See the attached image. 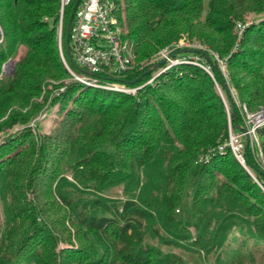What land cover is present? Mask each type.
Returning <instances> with one entry per match:
<instances>
[{
  "label": "trees",
  "instance_id": "obj_1",
  "mask_svg": "<svg viewBox=\"0 0 264 264\" xmlns=\"http://www.w3.org/2000/svg\"><path fill=\"white\" fill-rule=\"evenodd\" d=\"M74 1L59 48V0H0V73L13 61L0 77V264H187L162 245L236 264L219 251L233 230L264 245L254 180L264 172L249 146L247 169L217 150L229 123L240 132L236 100L264 107V0H115L136 46L120 82L143 84L162 66L149 70L154 54L179 39L200 45L181 53L208 66L173 65L134 95L71 79L59 49L75 69L65 48ZM257 134L264 157V125ZM191 177L192 226L175 212ZM118 184L124 199L104 194Z\"/></svg>",
  "mask_w": 264,
  "mask_h": 264
},
{
  "label": "built area",
  "instance_id": "obj_2",
  "mask_svg": "<svg viewBox=\"0 0 264 264\" xmlns=\"http://www.w3.org/2000/svg\"><path fill=\"white\" fill-rule=\"evenodd\" d=\"M71 0H59L57 40L60 46V35L63 25V14L65 7ZM117 4L115 0H79L74 9L70 23L68 44L69 51L76 67L73 69L63 58L64 67L72 78L86 86L114 90L126 94L134 95L136 91L145 84H153L156 77L173 65L181 63H193L203 67L208 71V66H204L197 56H188L181 53L185 47L202 48L200 45L186 43L182 39L173 42L159 49L153 56L152 61L157 62L164 59L160 69L139 86H129L119 81L127 75L135 64L136 46L135 42L126 37L116 16ZM47 20V18H44ZM241 32V29L239 30ZM3 32L0 26V43ZM176 52H180L176 54ZM61 53V51H60ZM176 54V55H175ZM220 63L222 72H225L224 64L214 55ZM195 57L197 58L195 60ZM198 60V61H197ZM11 60H7L1 69L5 71V65L9 66ZM141 64L143 62H140ZM141 66V65H140ZM154 65L150 69H156ZM78 70V71H77ZM0 73V74H1ZM243 116V127L238 134L228 133L227 140L217 147L221 153L225 152V147L232 152L235 158L245 166L243 146L240 140L243 136L248 138V145L256 149L259 162L264 166V158L259 148L257 140V129L264 125V107L253 112H248L244 104L236 102ZM206 158V157H205ZM244 163V164H243Z\"/></svg>",
  "mask_w": 264,
  "mask_h": 264
},
{
  "label": "rangeland",
  "instance_id": "obj_3",
  "mask_svg": "<svg viewBox=\"0 0 264 264\" xmlns=\"http://www.w3.org/2000/svg\"><path fill=\"white\" fill-rule=\"evenodd\" d=\"M184 42H186V41H184ZM186 43H188V42H186ZM59 48H60V46H59ZM60 51H61V49H59V54H62V52L60 53ZM62 56H63V54H62ZM63 58H64V56H63ZM60 59L62 61V57L61 56H60ZM196 59L197 58L195 57V60ZM8 60H11V59H8ZM62 63H63V61H62ZM3 64H2V66H3ZM5 68H6L5 71L0 74V77H3L4 75L11 73V71L13 70V61L11 62V64L9 66L5 65ZM1 69H2V67H1ZM224 75H225V72H224ZM70 77L72 79L71 75H70ZM231 91H232V94H233V96L235 98L236 95H235L234 90L231 89ZM236 102L241 104V105L243 104V103L239 102L238 100H236ZM245 107L248 110V112L255 111V110H249L246 105H245ZM258 109H256V110H258ZM239 112H240V110H239ZM240 115H241V119H242V125H240V129L242 130L244 122H243V116H242L241 112H240ZM229 132H232L233 134H238L239 130H234L233 131L231 129V126H230V123H229V125H228V133ZM246 139L249 140L248 138H245L243 136L240 137V140L242 142H245ZM257 140H258L259 148H260L259 136H257ZM249 148L251 149V152L253 154L254 160H255V162L258 165V168L264 172V166L258 160L256 149L255 148H251L250 146H249ZM243 150H244V148H243ZM260 150H261V148H260ZM231 154H232V152H231ZM262 156H263V154H262ZM235 159L237 160V158H235ZM243 159H244V162H245V158L244 157H243ZM204 160H205V157H200V160L198 161V163L199 162L201 163ZM238 162L242 165V163L240 161H238ZM242 166L247 169L246 165L245 166L242 165ZM254 180L257 183V185L260 186V188L264 191V184H262L261 182H259L255 178H254ZM191 186H193V188H191ZM195 187H196V181H195L194 178L191 177L190 182H189L188 187H187V190H186L185 195H184V199H183L182 205L179 208L175 209V212L178 214V216L181 217L183 219V221H185L188 224H190V226H192V221L194 220V215H193V213L191 212V210L189 208L190 207V199H191V196L193 195ZM104 194L106 196H108V197L124 199V195L122 193V185L121 184L113 185V186L109 187L108 189H106L104 191ZM3 228H4V217H3L2 205H1V201H0V235H1V232H2ZM190 228L193 229L192 227H190ZM149 240L151 242H153L154 244H158L156 239H149ZM160 247L163 250H165V251H173V252L178 253L186 261L187 264H213V262H214V254H210L208 257H205L204 256V252L201 249L200 250L197 249L196 251H194V250L191 251V250H185V249H181V248L167 247V246H164V245H162ZM219 251H220L221 256H222V258L224 260H229V259H232L234 257H235V259L239 260L236 264H264V245H263V243L259 242V243H257L255 245L254 241L251 238L244 237V236L240 235V233H238L236 230H233L229 234L225 245ZM248 252L252 253V258L251 259L249 257H247V253Z\"/></svg>",
  "mask_w": 264,
  "mask_h": 264
},
{
  "label": "water",
  "instance_id": "obj_4",
  "mask_svg": "<svg viewBox=\"0 0 264 264\" xmlns=\"http://www.w3.org/2000/svg\"><path fill=\"white\" fill-rule=\"evenodd\" d=\"M79 0H75L74 1V4L71 8V11L69 13V17H68V20L66 22V26H65V48H66V53H67V56H68V59H69V62L76 67L75 63L73 62V59L71 57V54H70V51H69V44H68V36H69V29H70V23H71V19H72V16H73V13H74V9L75 7L77 6ZM189 52H194L196 50V48H188L187 49ZM181 51H183V49H181ZM198 51H200L202 54L205 55V57L208 59V60H211V57H210V54L207 53L205 50L203 49H198ZM164 62V59H161L159 61H157L155 64H154V68L157 67L159 64L163 63ZM150 70V68H149ZM135 80H133L132 82H134ZM231 102V111L232 113H234L235 111V105L233 103V101H230ZM235 126L237 125V123L235 122L234 123ZM248 146V140L246 139L245 142H244V149H246ZM262 171V170H261ZM263 172V171H262Z\"/></svg>",
  "mask_w": 264,
  "mask_h": 264
}]
</instances>
